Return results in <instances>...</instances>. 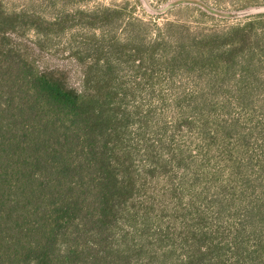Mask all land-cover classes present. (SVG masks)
<instances>
[{
  "label": "trees",
  "instance_id": "16d2710c",
  "mask_svg": "<svg viewBox=\"0 0 264 264\" xmlns=\"http://www.w3.org/2000/svg\"><path fill=\"white\" fill-rule=\"evenodd\" d=\"M92 1L0 0V264H264V0H184L243 20L211 31Z\"/></svg>",
  "mask_w": 264,
  "mask_h": 264
},
{
  "label": "rangeland",
  "instance_id": "374dc122",
  "mask_svg": "<svg viewBox=\"0 0 264 264\" xmlns=\"http://www.w3.org/2000/svg\"><path fill=\"white\" fill-rule=\"evenodd\" d=\"M11 10L30 9L35 10L51 18L56 9L60 10L66 0H3ZM155 9L151 12L147 9L143 0H96L88 3L71 5V8L79 7L86 10H94L101 7H128V11L135 17L150 24L163 26L168 22H178L187 25L193 31L222 30L241 23L240 18L223 19L213 16L194 4H186L184 0H147ZM214 9L236 10L235 3L238 0H202ZM55 4V5H54ZM70 38L69 35L55 40L56 46L62 47Z\"/></svg>",
  "mask_w": 264,
  "mask_h": 264
},
{
  "label": "water",
  "instance_id": "95a60500",
  "mask_svg": "<svg viewBox=\"0 0 264 264\" xmlns=\"http://www.w3.org/2000/svg\"><path fill=\"white\" fill-rule=\"evenodd\" d=\"M143 1L146 4V7L149 11H151V12L156 11V9L147 0H143ZM262 13H264V6L257 7L254 9H250V10L242 13V15L247 16V15H256V14H262Z\"/></svg>",
  "mask_w": 264,
  "mask_h": 264
}]
</instances>
